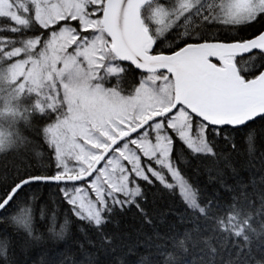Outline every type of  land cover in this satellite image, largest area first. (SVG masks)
Returning a JSON list of instances; mask_svg holds the SVG:
<instances>
[{"label":"snow or ice","instance_id":"6c2138e0","mask_svg":"<svg viewBox=\"0 0 264 264\" xmlns=\"http://www.w3.org/2000/svg\"><path fill=\"white\" fill-rule=\"evenodd\" d=\"M257 137L264 0H0V154L11 159L0 164V264H29L31 247L69 231L87 259L68 249L55 264H100L85 242L108 264H128L118 251L183 264L201 231L190 264H264V242L259 258L251 248L264 236V176L220 179L227 211L199 184L202 167ZM150 189L179 190L177 220L193 227L160 233ZM45 194L47 235L23 207ZM129 213L135 235L112 232Z\"/></svg>","mask_w":264,"mask_h":264},{"label":"trees","instance_id":"16d2710c","mask_svg":"<svg viewBox=\"0 0 264 264\" xmlns=\"http://www.w3.org/2000/svg\"><path fill=\"white\" fill-rule=\"evenodd\" d=\"M258 27V25H257ZM242 71L248 70V64L246 62H241L240 64ZM135 71V70H134ZM138 79V77H137ZM262 142L258 137L253 144L252 141L237 140V148L235 152H232L227 157H218L217 163L213 166L211 172L208 169L202 167L200 169L199 184L203 191V194L207 197H217L221 207L227 211L228 195L225 194L224 189L220 188L219 180L223 179L226 184L234 185L238 180H244L249 182L255 180L259 184L260 177L264 176V163L261 162V144ZM255 149L254 151L252 149ZM5 162H0L3 164ZM9 165L10 162H6ZM228 165H231L230 167ZM39 166V162H38ZM46 166V165H45ZM217 169L219 170L217 172ZM186 172L191 170L185 168ZM212 177L210 180L209 177ZM187 179V176L184 177ZM162 188V186H161ZM148 209L155 222L156 229L162 233L167 234L170 229H174L178 234L182 233L185 228H192V224H183L177 220V213L183 211L182 200L178 193L176 196H169L166 193L160 195L159 193H154L153 190L148 191ZM23 207L27 210L30 216L34 217V227L38 231L44 232L47 235V229L45 225L48 221L45 219L47 216H51V198L47 197L45 194V201H41L37 198L35 201H29L24 204ZM63 215L59 217V222H63ZM119 223L117 226H110L112 232H128L135 235V230L140 227L138 219L133 218L132 214H126L117 217ZM0 226H2V221H0ZM200 228H204V224L201 223ZM58 227V224L56 225ZM208 233L201 231L199 233L193 232V241L196 243L197 247H192L190 244L188 246V252L182 254L183 264H190V262L197 256V248L201 247L200 240L202 237L207 236ZM83 237L76 232L69 231L65 234L64 239L52 240L44 239L39 243L31 247L27 252V258L29 264H55L62 257L59 253L70 249L76 252L77 256H80L79 248L76 244L77 241H81ZM215 242V241H214ZM262 242H264V236L256 237L253 236L251 240L252 254L256 257H260ZM229 246H231V241H229ZM85 249L87 252L92 253L100 261V264H108L111 257H106L103 252L97 251L91 248L85 242ZM138 253H144V249L138 248ZM117 256H122L123 259L132 264L138 256L136 254L127 253L126 251H118L115 253ZM81 259H87V257L80 256Z\"/></svg>","mask_w":264,"mask_h":264},{"label":"rangeland","instance_id":"374dc122","mask_svg":"<svg viewBox=\"0 0 264 264\" xmlns=\"http://www.w3.org/2000/svg\"><path fill=\"white\" fill-rule=\"evenodd\" d=\"M0 162H10L11 163V159L9 157H5L3 154H0ZM72 162H70L71 165ZM169 180H171L170 177H168ZM177 193L179 194V190H177ZM180 196V194H179Z\"/></svg>","mask_w":264,"mask_h":264}]
</instances>
